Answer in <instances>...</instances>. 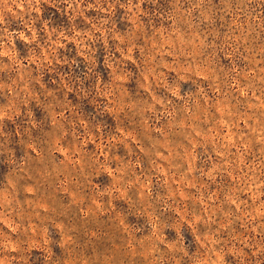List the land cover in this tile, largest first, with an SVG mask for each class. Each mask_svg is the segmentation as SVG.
<instances>
[{
    "label": "rangeland",
    "instance_id": "obj_1",
    "mask_svg": "<svg viewBox=\"0 0 264 264\" xmlns=\"http://www.w3.org/2000/svg\"><path fill=\"white\" fill-rule=\"evenodd\" d=\"M0 264H264V0H0Z\"/></svg>",
    "mask_w": 264,
    "mask_h": 264
}]
</instances>
